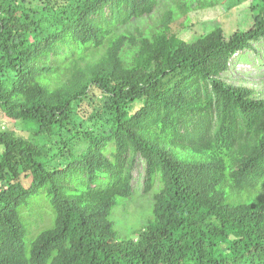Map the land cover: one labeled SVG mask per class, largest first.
Masks as SVG:
<instances>
[{"label": "trees", "instance_id": "trees-1", "mask_svg": "<svg viewBox=\"0 0 264 264\" xmlns=\"http://www.w3.org/2000/svg\"><path fill=\"white\" fill-rule=\"evenodd\" d=\"M227 1L0 0V264H264V0L178 33Z\"/></svg>", "mask_w": 264, "mask_h": 264}, {"label": "rangeland", "instance_id": "rangeland-1", "mask_svg": "<svg viewBox=\"0 0 264 264\" xmlns=\"http://www.w3.org/2000/svg\"><path fill=\"white\" fill-rule=\"evenodd\" d=\"M250 1L246 0L242 8L240 7L238 10H235V7L229 8V0L213 8L195 10L189 14L187 19V24L190 27L178 30V33L182 38L192 40L194 36L221 24L224 25L227 32L232 31L236 27V22L243 20L244 16L240 12L248 7ZM253 45V48L240 52L231 58L230 68L225 76L230 82L237 85L243 83L244 78L251 85L256 84L257 89L264 90V39L254 42ZM133 175V185L140 188L144 176V163L142 160L137 161Z\"/></svg>", "mask_w": 264, "mask_h": 264}, {"label": "clouds", "instance_id": "clouds-1", "mask_svg": "<svg viewBox=\"0 0 264 264\" xmlns=\"http://www.w3.org/2000/svg\"><path fill=\"white\" fill-rule=\"evenodd\" d=\"M184 192H186L187 196H190L189 191L187 189H185Z\"/></svg>", "mask_w": 264, "mask_h": 264}]
</instances>
